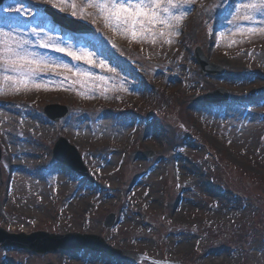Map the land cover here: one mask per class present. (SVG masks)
I'll return each instance as SVG.
<instances>
[{
    "label": "rangeland",
    "instance_id": "1",
    "mask_svg": "<svg viewBox=\"0 0 264 264\" xmlns=\"http://www.w3.org/2000/svg\"><path fill=\"white\" fill-rule=\"evenodd\" d=\"M26 1L31 2L29 7L18 0L2 9L8 11L2 15L18 20L13 27L0 19V29L27 31L37 26L31 16L15 9L35 11L43 0ZM75 2L84 12L94 11L85 0ZM233 7L234 0H194L171 43L164 38L132 40L100 27L97 23L104 22L100 17L95 22L87 16L79 19L70 15L71 8L55 7L96 31L103 57L116 71L80 62L95 78L84 88L61 84L59 77L71 81L79 77L57 69L58 78L47 88L0 94V148L5 158L0 162V228L13 233L97 235L123 256L78 250L37 257L28 251L0 249V264H264V26L257 30L241 16L216 41L215 29ZM108 51L119 68L110 62ZM199 51L206 63L209 60L219 69L203 71ZM64 59L72 63L70 57ZM129 69L141 76L140 82L129 76ZM220 69L224 75L216 77ZM132 82L141 88L133 90ZM218 88L230 92V102H201L205 93ZM59 103L71 107L70 116L59 123L48 121L44 107ZM105 112L110 116L104 117ZM7 114L13 119L24 114L25 119L7 124ZM60 137L81 153L98 179L96 186L53 159L52 149ZM22 150L30 152L31 159L17 158ZM146 150L155 156L145 160L141 153ZM15 154L28 172L11 173L9 163ZM176 159L182 165L179 179ZM50 168L67 183L61 189L50 188L46 174ZM140 180L149 185L150 193L145 194L144 185L135 187ZM29 181L36 185L32 191ZM83 192L88 198L82 203L75 200L61 215L60 204ZM224 195L237 203H227ZM126 198L132 199L127 203ZM109 213L117 217L113 228L104 223ZM190 240L197 243L189 244ZM224 252L229 257L220 255ZM213 255L219 257L212 261Z\"/></svg>",
    "mask_w": 264,
    "mask_h": 264
},
{
    "label": "snow or ice",
    "instance_id": "2",
    "mask_svg": "<svg viewBox=\"0 0 264 264\" xmlns=\"http://www.w3.org/2000/svg\"><path fill=\"white\" fill-rule=\"evenodd\" d=\"M50 2L53 7H59L60 11L66 7L71 8L72 17L83 19L87 16L93 22L100 17L105 27L130 36L132 40L151 37L153 42L157 38H164L165 42L171 43L170 37L180 34V26L191 11L194 0H85L94 9L92 12H84L75 0ZM15 11H23L31 16L37 26L27 31L0 29V94L5 93V86L9 92L28 91L33 87L47 88L52 80L58 78L55 75L57 69L79 77L76 81L59 77L61 84H66L69 89L76 84L84 88L89 79L95 78L80 66V62L110 72L116 71L106 63L102 46L94 35L69 32L46 10L16 8ZM241 16L249 24L264 26V0H241L229 23L235 24ZM237 30H241L239 26ZM64 57H70L72 63L66 62ZM99 80L103 82L104 77Z\"/></svg>",
    "mask_w": 264,
    "mask_h": 264
},
{
    "label": "water",
    "instance_id": "3",
    "mask_svg": "<svg viewBox=\"0 0 264 264\" xmlns=\"http://www.w3.org/2000/svg\"><path fill=\"white\" fill-rule=\"evenodd\" d=\"M200 59V63L202 67L207 71L208 64L204 59ZM222 71H219L220 73ZM221 94H226L225 92L216 91V93H212L206 96L207 99H220ZM51 117H57L56 114L48 111ZM59 148L62 149V144H58ZM74 153V152H73ZM148 155L149 153H145ZM55 155L60 160L70 163L73 165V168L78 169L83 172L82 167H79L78 158L76 154L72 156L67 151H62L57 149L55 151ZM76 157V161L74 162V158ZM79 165V166H78ZM107 225H111L113 219H107ZM1 246H11L17 248H27L33 252L37 253H47L49 251H56L58 248L62 250L74 249L77 247H90L95 250L107 251L109 254H121L120 251L112 249L108 245H106L101 238L96 236H87V235H66V236H56V235H48L44 232H36L30 235H9L4 231L0 230V247Z\"/></svg>",
    "mask_w": 264,
    "mask_h": 264
},
{
    "label": "bare ground",
    "instance_id": "4",
    "mask_svg": "<svg viewBox=\"0 0 264 264\" xmlns=\"http://www.w3.org/2000/svg\"><path fill=\"white\" fill-rule=\"evenodd\" d=\"M234 4L235 5H238V6H240V4H241V0H234ZM0 19H2V13H1V10H0ZM257 24V23H256ZM256 24H249L250 26H253V28L254 27H256V29L258 30V28H260V27H262L261 25H256ZM119 63V62H118ZM118 63H116V62H114L113 63V65L115 66V67H117V68H119V65H118ZM129 71V74L130 75H133V76H135V79H137V77L136 76H139L138 75V73L137 72H135V71H133V70H131V69H129L128 70ZM141 80V79H140ZM3 103H8V102H3ZM2 104V103H1ZM4 106H9V104H4ZM10 108L11 107H4V110L6 109V110H10ZM110 116V113H107V112H105L104 113V117L105 116ZM7 119L5 120L6 121V123L8 124L9 122H13V123H17V124H19L22 120H24L23 119V117H16L15 119H13L12 118V115H9V114H7V117H6ZM125 117H123V119H124ZM12 119H13V121H12ZM103 120H105V119H103ZM80 121L82 122V119H80ZM25 122L27 123V124H29L31 121L30 120H28V119H26L25 120ZM122 123H125L126 125H127V123H129L128 121H124V122H122ZM120 127H121V130H122V134H125V126H122L121 124H120ZM154 134H156V132L154 133ZM28 143H30L29 141H28ZM17 154V158H25V159H31V155H30V153H28L27 151H21V152H17L16 153ZM115 156V154H113L112 155V157H114ZM117 156V155H116ZM115 158V157H114ZM114 158H112V160H113V162L115 161L114 160ZM165 161V160H164ZM163 161V162H164ZM176 163L175 162H173L174 163V168H175V171L177 172L176 173V176H177V178H181V169H182V165H181V163H180V161H178V159H176ZM135 165V164H134ZM10 167H11V169L14 171V173L16 174V175H20V174H23V173H26L27 171H28V166H27V164H23V163H21V162H19L18 160L16 161H14V162H11L10 163V165H9ZM158 166V165H157ZM157 166H156V168H155V170L157 169ZM191 172H197L194 168H192L191 167ZM154 173H151L149 176H148V178H150V176H152ZM184 174V172L182 173V175ZM48 180H49V185H50V187L51 188H60L62 185H63V181H62V179H61V177H60V175L57 173V172H54L53 174H51L50 176H49V178H48ZM137 184H138V186H142V185H144V188H145V194H148V193H150V188H149V185L148 184H146L145 182H143L142 180H140L138 183H136L135 184V187L137 186ZM28 185H29V187H30V191H32V186H36L35 185V183H33V182H31V181H29L28 182ZM134 187V188H135ZM132 189V191H134L135 189ZM128 196H129V194H128ZM88 198V195H86V194H80V201L78 202V203H82L83 201H85L86 199ZM131 199L132 198H130V199H128L126 202L127 203H129L130 201H131ZM223 199L227 202V203H232V205H235L236 203H237V199L236 198H234V197H232V196H229V195H224L223 196ZM74 202H77V201H70V202H65V205L66 206H71L72 204H74ZM147 205V202L145 203V208H147L148 206H146ZM59 218V217H58ZM88 220L89 221V217H85V220ZM126 221L128 220V219H125ZM125 220H124V222H125ZM0 230H1V228H0ZM195 243H197V241H195V242H193V241H189V244H192V245H194ZM171 249H173V250H169V252L167 253L168 255V258L169 259H172V257H173V252L172 251H174V250H176L174 247L173 248H171ZM137 254V253H136ZM139 254V253H138ZM220 255H223V256H225V257H229L228 255H227V253H222V254H220ZM217 257H219L218 255L217 256H215V255H213V256H211V259H212V261H214ZM128 260V263H132V261L131 260H129V259H127ZM218 264H221V262H219Z\"/></svg>",
    "mask_w": 264,
    "mask_h": 264
}]
</instances>
